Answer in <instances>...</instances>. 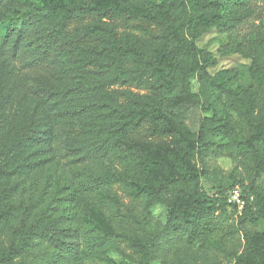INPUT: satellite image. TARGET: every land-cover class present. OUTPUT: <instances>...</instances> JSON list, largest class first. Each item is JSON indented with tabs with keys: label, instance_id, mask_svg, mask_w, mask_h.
I'll use <instances>...</instances> for the list:
<instances>
[{
	"label": "trees",
	"instance_id": "1",
	"mask_svg": "<svg viewBox=\"0 0 264 264\" xmlns=\"http://www.w3.org/2000/svg\"><path fill=\"white\" fill-rule=\"evenodd\" d=\"M227 1L236 6L245 0H202L199 8L218 9ZM179 5V0H0V177L14 172L9 167L13 160H20L16 169L35 170L42 164L37 156L51 153L55 135L67 157H128L142 178L134 194L166 199V226L146 240L123 231L104 233L99 242L118 237L140 251L141 264L161 256L166 238L183 235L185 226L201 221L214 226L216 216L230 207L229 192L216 198L206 194L194 162L221 151L212 139L227 121L202 80L200 93L191 91L182 59L201 52L194 41L176 35ZM190 20L217 24L215 15L203 10ZM131 22L142 24L143 31L149 27L162 45L143 48L137 40L126 39L122 28ZM116 86L145 90L152 103L130 97V104L123 105L108 92ZM32 101V109L23 112ZM9 105L21 111L7 115ZM192 109L203 115L196 132L186 124ZM252 109L253 99L248 98L242 116L249 119ZM92 117L102 120L104 128L89 135L81 121ZM263 131L264 116L256 117L243 143L254 175L264 174ZM110 185L108 178L97 177L86 189L98 192ZM11 190L5 186L0 201ZM240 190L246 202L243 219L254 223L264 214L249 203L254 185H240ZM40 204L36 199L23 208L15 203L0 208V226L20 214L0 264L26 255L32 239L48 242L56 250L55 262L77 256L75 232L60 226L58 219L47 223V210H36ZM235 264H264V233L243 234V256Z\"/></svg>",
	"mask_w": 264,
	"mask_h": 264
},
{
	"label": "rangeland",
	"instance_id": "2",
	"mask_svg": "<svg viewBox=\"0 0 264 264\" xmlns=\"http://www.w3.org/2000/svg\"><path fill=\"white\" fill-rule=\"evenodd\" d=\"M201 2L179 0L183 5H179L181 14L174 24L176 35L194 41L201 52L199 57L182 59L191 91L199 94L202 80L227 121L225 129L212 139L215 145L223 147L222 152L208 153L204 159L194 161L202 172L200 184L209 197L216 198L221 193L225 196L235 186L246 187L252 182L254 190L249 203L264 210V174L254 175L253 162L243 148L251 123L264 116V0H245L236 6L227 1L218 9H200ZM202 10L215 15L216 26L191 23L190 19ZM139 26L142 24L131 22L123 27L124 37L137 40L143 48L162 45L153 39L149 27L143 31ZM108 92L123 105L130 104V97L152 103L145 90L116 86ZM248 98L253 99V109L246 119L241 107ZM33 104L30 102L23 112L28 113ZM19 111L20 108L9 105L6 113ZM202 117L197 109L189 111L186 124L192 132L197 131ZM103 123L94 117L81 121L89 135L104 128ZM52 146L48 156H37L42 164L35 170L22 166L16 169L19 159L9 163L14 172L0 177V195L5 186L12 190L0 201V208L11 203L23 208L30 200L38 199L41 204L36 210H47V223L58 219L60 226L75 232L78 254L55 262L56 250L44 240L32 239L26 255L9 264H141L140 251L123 245L118 237H109L105 244L99 241L104 233L110 232L119 235L124 231L136 240L160 234L168 219L166 199L134 194L142 178L128 157L104 154L86 161L67 157L56 135ZM97 177L108 178L110 187L98 192L86 189ZM232 207L216 216L214 226L201 221L194 227L185 226L188 234L185 231L178 237L166 238L161 256L149 264H235L243 256V234L264 233V214L250 223L243 219L247 217L246 211L238 212L236 208L233 211ZM19 219L18 212L8 224L0 226V254L8 247Z\"/></svg>",
	"mask_w": 264,
	"mask_h": 264
},
{
	"label": "built area",
	"instance_id": "3",
	"mask_svg": "<svg viewBox=\"0 0 264 264\" xmlns=\"http://www.w3.org/2000/svg\"><path fill=\"white\" fill-rule=\"evenodd\" d=\"M227 203L232 205L238 212H242L245 207V200L242 197L241 190L235 186L229 191Z\"/></svg>",
	"mask_w": 264,
	"mask_h": 264
}]
</instances>
